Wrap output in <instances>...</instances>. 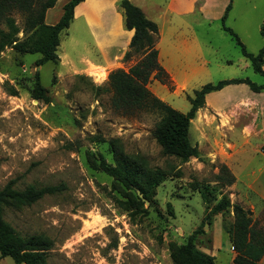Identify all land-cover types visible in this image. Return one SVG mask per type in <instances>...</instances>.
I'll use <instances>...</instances> for the list:
<instances>
[{"label":"rangeland","instance_id":"374dc122","mask_svg":"<svg viewBox=\"0 0 264 264\" xmlns=\"http://www.w3.org/2000/svg\"><path fill=\"white\" fill-rule=\"evenodd\" d=\"M69 1L61 0L50 15V23ZM155 1L160 5L168 2ZM232 1L224 22L210 25L194 18L184 19L182 30L192 39L191 54L212 59L214 67H210L212 75L207 80L199 77L188 83L185 91H178L171 80H154L147 85L172 108L188 113L189 98L194 97L195 91L230 77L264 84V76L254 72L234 36L224 29H232L249 53L258 54L264 47V0ZM95 9L86 6V17L73 21L70 29L61 33L59 64L48 62L37 67L41 54L24 55L11 48L2 54L0 190L11 181L19 190L29 186H66L64 192L46 196L31 207L5 208V220L23 237L44 235L51 241L48 264H174L173 248L186 245L193 236L197 248L214 255L216 264H233L237 254L232 251L224 223L230 227L234 214L224 217L210 213L226 194L233 204L252 211L253 219L264 224V201L250 189L252 171L258 172L264 164V94L260 114L254 111L252 100L234 107L239 108V115L230 111L218 115L205 102L204 113L191 125V142L199 144L200 159L184 163L165 156L152 135L159 121L157 115H123L113 106L109 75L116 70L129 72L145 55L131 53L127 57L130 45L124 44L118 51L116 46L112 52L99 44L100 37L87 19L98 14ZM117 11H121L119 6ZM117 11L111 7L99 12L102 19L98 25L106 30L115 28L126 43L127 35ZM13 17L21 29L25 28L24 14L14 13ZM19 37L24 39L22 31ZM242 59L248 68L241 64ZM219 60L234 61L235 65L219 70L215 67ZM93 67L107 69L104 82L99 83L90 75ZM37 73L49 92L51 104L33 98ZM11 88L17 96L11 95ZM111 141H116V146L127 154L146 158L149 168L167 172L168 177L151 202L139 190H126L100 169L102 158L115 165V146ZM227 144L245 146L231 162L238 181L230 186L225 185L229 175L224 174L222 159L235 156V150ZM137 197L145 204L135 211H125L119 204ZM217 223L221 228L219 237L214 232ZM0 264L15 263L4 258Z\"/></svg>","mask_w":264,"mask_h":264},{"label":"trees","instance_id":"16d2710c","mask_svg":"<svg viewBox=\"0 0 264 264\" xmlns=\"http://www.w3.org/2000/svg\"><path fill=\"white\" fill-rule=\"evenodd\" d=\"M59 0H0V59L6 49L11 48L19 54H41L37 67L51 62L59 64L60 35L69 30L75 19V8L85 0H70L64 6V13L56 25L46 24V14L54 8ZM232 3V2H231ZM125 18V29L134 30L135 34L130 43L131 53L145 55L133 66L129 72L123 70L113 71L109 75V87L114 92L113 106L123 115H137L141 113L154 114L159 117L152 133L154 139L162 147L165 156L176 157L182 162H189L192 158L200 159L198 146L191 142L190 129L192 121L200 109L205 107L206 96L212 92L221 91L227 86L246 84L255 93L264 92V84L258 85L249 78L223 80L216 84L209 83L195 91L194 97L189 98L191 109L182 113L158 99L147 88L154 80L161 83L170 82V78L159 62V27L157 23L148 19L144 12L129 0H121L118 4ZM232 5L227 8L222 21L227 18ZM14 13L26 16L25 28L21 29L13 17ZM241 47L242 54L251 61L255 73L264 76V47L258 54L249 53L234 31L226 26ZM21 31L24 39L19 37ZM264 36V25L261 30ZM12 96L18 93L10 89ZM33 98L51 104L52 99L48 90L44 88L37 73ZM115 146V165H110L102 158L100 169L120 183L126 190H139L143 198L152 201L157 188L168 177L167 172L160 168H149L146 158L127 154L121 146H116V141H111ZM224 174L229 175L226 186L233 185L236 178L224 166ZM224 181L223 177H220ZM66 190L65 185L46 186L37 188L29 186L25 190L15 187L11 181L0 190V261L10 258L15 264H48L47 253L52 247L51 241L44 235L21 236L16 229L4 218L7 207L18 209L31 207L46 196L57 195ZM121 203V204H120ZM125 211H135L144 205V201L137 197L136 200L128 199L120 202ZM234 214V222L224 229L229 234L233 251L236 257L233 264H262L264 258V224L253 219V212L246 210L239 204H233L228 195L222 194L221 199L212 209L211 215ZM264 215V204L262 207ZM172 260L174 264H216V258L210 256L196 246L194 236L182 247L173 248Z\"/></svg>","mask_w":264,"mask_h":264},{"label":"crops","instance_id":"0c3cea01","mask_svg":"<svg viewBox=\"0 0 264 264\" xmlns=\"http://www.w3.org/2000/svg\"><path fill=\"white\" fill-rule=\"evenodd\" d=\"M120 1L121 0H95L94 4L98 12L102 13L105 11V9L111 7L112 9L117 11V6ZM129 1L136 7L140 8L148 19L157 23L159 27V39L157 43V49L159 50V62L168 74L170 80L175 85H177L178 91H185L187 88V84L192 82L193 80H197L199 77L205 76V78L202 80H207L212 75V69L210 67H214V61H212V59H203V56L199 55L198 53L191 54L190 42L192 39L189 38L182 30L183 22H185L184 19L191 18L198 19L201 24L211 25L220 22L225 16L228 6L231 4V2H233L232 0H168V2H166L164 5L157 4L155 0L149 2H143L142 0ZM60 2L61 0L57 2L54 8H51L47 11L45 19L46 24L56 25L60 21L59 18H62L64 7L63 12L60 13L58 17L56 16L57 19H54L55 16H53V22H49L50 15H52L51 13L55 11L57 5ZM89 2L90 0H85L80 5H78L75 8V15L79 9H82V12L84 13L83 9L89 5ZM118 14L121 17L123 28L125 29L124 14L122 11L118 12ZM149 14H153L154 17H150ZM124 32L127 35V40L124 44L129 46L132 38L134 37L135 31L125 29ZM192 44H194V40L192 41ZM244 58L249 61L246 57ZM239 61L242 65H245V68H248L249 64H247L246 62L244 64L243 59ZM234 65V61L223 62L222 60H219L216 62L215 67L219 70H222L225 67H233ZM232 73L236 74V72ZM234 79L243 78L230 77L228 80ZM159 84L163 89H168L161 83ZM151 92L158 99L166 103V99L159 97L154 88H151ZM262 94H264V92H253L246 84L230 85L225 87L221 91L208 94L206 96V103L207 106L212 108L218 115L228 113L229 111L232 115H239V108L237 109L234 107L237 106L240 102L252 100L254 111H257V113L260 114L262 109ZM200 110L198 111L195 120L199 119L200 115L204 113L202 109ZM195 120H193L192 123ZM261 125L264 129V120ZM198 145L199 144H195V146ZM227 146H229L230 149L235 150V156L226 159L223 158L222 161L238 181L237 175L233 169L234 167L231 162H233L235 157L239 155L241 148H244L245 146H233L232 144H227ZM258 148L259 147H257L255 152L258 150ZM262 157L264 160V153H262ZM251 174L254 175V181H252L250 189H252L255 194L260 197V200L264 201V164L262 168L258 170V172L252 171ZM253 202L256 203L257 201ZM217 225H219V227ZM217 225H215L216 228L214 232L219 237L221 228L220 224L217 223ZM261 263L264 264V258L262 259Z\"/></svg>","mask_w":264,"mask_h":264},{"label":"bare ground","instance_id":"6f19581e","mask_svg":"<svg viewBox=\"0 0 264 264\" xmlns=\"http://www.w3.org/2000/svg\"><path fill=\"white\" fill-rule=\"evenodd\" d=\"M95 0H90L89 5L88 6H93L95 7ZM96 8V7H95ZM96 13L93 14V16L88 17L87 19L90 21V24L93 28V31L95 32V34L97 36H99V44H101L104 47L109 48L112 52H115L116 50L114 49L116 46L118 47L117 51L120 49L119 47H121L124 44V38L121 39V37L117 34L115 28H111L110 30H106L103 25H98V22L101 21V15L98 12L97 9H95ZM86 16L84 15V13L82 12V9H79L76 12L75 15V21L80 19V18H85ZM124 40V41H123ZM90 75L92 77L95 78V80L97 82H104L107 78V69H101V68H92V70L90 71Z\"/></svg>","mask_w":264,"mask_h":264}]
</instances>
